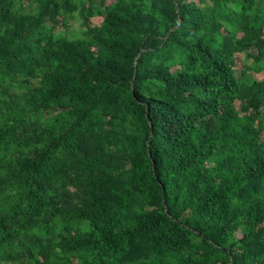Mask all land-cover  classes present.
Here are the masks:
<instances>
[{"label":"trees","instance_id":"trees-1","mask_svg":"<svg viewBox=\"0 0 264 264\" xmlns=\"http://www.w3.org/2000/svg\"><path fill=\"white\" fill-rule=\"evenodd\" d=\"M247 71L264 0H0V264H264Z\"/></svg>","mask_w":264,"mask_h":264},{"label":"rangeland","instance_id":"rangeland-1","mask_svg":"<svg viewBox=\"0 0 264 264\" xmlns=\"http://www.w3.org/2000/svg\"><path fill=\"white\" fill-rule=\"evenodd\" d=\"M95 23H99L100 22V19H94L93 20ZM69 30H68V33L70 35H72L73 37H82L83 36V28L80 26V22L78 20H71L69 22ZM250 53L252 54H255V49L254 48H251V50L249 51ZM244 57H245V53L241 54L240 55V58L242 60H244ZM252 63V60H247L246 61V64L247 66H250ZM244 70V67L242 65L241 62H238V64L236 65V68H235V71H236V76H239L240 73ZM247 76H250V77H253L257 80H262L264 78V71H261L259 73H254V72H251V71H247ZM236 107L239 109V104L236 103Z\"/></svg>","mask_w":264,"mask_h":264}]
</instances>
